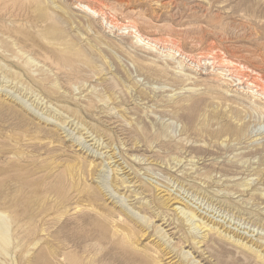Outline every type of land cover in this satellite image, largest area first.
Wrapping results in <instances>:
<instances>
[{"label": "rangeland", "instance_id": "1", "mask_svg": "<svg viewBox=\"0 0 264 264\" xmlns=\"http://www.w3.org/2000/svg\"><path fill=\"white\" fill-rule=\"evenodd\" d=\"M0 264H264V0H0Z\"/></svg>", "mask_w": 264, "mask_h": 264}, {"label": "bare ground", "instance_id": "2", "mask_svg": "<svg viewBox=\"0 0 264 264\" xmlns=\"http://www.w3.org/2000/svg\"><path fill=\"white\" fill-rule=\"evenodd\" d=\"M93 10V9H92ZM132 35V34H131ZM140 42V41H139ZM153 44V43H152ZM155 46V45H154ZM234 66V65H233ZM246 81V80H245ZM255 90V89H254ZM253 90V91H254ZM173 199V198H172ZM174 200V199H173ZM178 200V199H177ZM177 209V208H176ZM181 213V212H180ZM188 213V212H187ZM199 226V225H198ZM211 227V226H210ZM202 229V228H201ZM207 229H208V227H207ZM219 236V235H218ZM214 237V236H213ZM204 238V237H203ZM210 238V237H209ZM220 238V237H219ZM211 239V238H210ZM214 239H216V237L214 238ZM210 241H212V240H210ZM218 242H219V239H218ZM198 243H200V242H198ZM221 243V242H220ZM205 245V244H204ZM213 247V246H212ZM215 248V247H214ZM155 253H157V252H155ZM157 255V254H156ZM153 257H155V256H153Z\"/></svg>", "mask_w": 264, "mask_h": 264}, {"label": "built area", "instance_id": "3", "mask_svg": "<svg viewBox=\"0 0 264 264\" xmlns=\"http://www.w3.org/2000/svg\"><path fill=\"white\" fill-rule=\"evenodd\" d=\"M123 26H126V27H128V24H126V23H125V24H123ZM130 29H132V28H130ZM132 31H133V30H132Z\"/></svg>", "mask_w": 264, "mask_h": 264}]
</instances>
